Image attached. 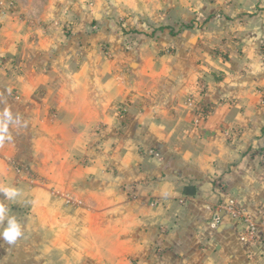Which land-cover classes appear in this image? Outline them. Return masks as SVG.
<instances>
[{"label":"crops","instance_id":"obj_1","mask_svg":"<svg viewBox=\"0 0 264 264\" xmlns=\"http://www.w3.org/2000/svg\"><path fill=\"white\" fill-rule=\"evenodd\" d=\"M52 2L0 6V264H264L207 209L264 219V0Z\"/></svg>","mask_w":264,"mask_h":264},{"label":"clouds","instance_id":"obj_2","mask_svg":"<svg viewBox=\"0 0 264 264\" xmlns=\"http://www.w3.org/2000/svg\"><path fill=\"white\" fill-rule=\"evenodd\" d=\"M21 126L22 118L18 114H14L9 107L5 106L0 110V144L11 141L10 129ZM0 194L4 197V200H0V225L3 226L0 231V241L11 245L22 237L24 225L14 215H10V209L5 200L16 201L21 196V190L15 186L0 185Z\"/></svg>","mask_w":264,"mask_h":264},{"label":"built area","instance_id":"obj_3","mask_svg":"<svg viewBox=\"0 0 264 264\" xmlns=\"http://www.w3.org/2000/svg\"><path fill=\"white\" fill-rule=\"evenodd\" d=\"M0 6H3L2 2H0ZM150 152L159 156L158 153L152 150ZM262 159L264 161V151L262 152ZM207 209L211 213V228H217L222 222L224 214H227L242 223L243 227L240 231L241 241L255 244L264 240V219L261 223H257L248 210L236 199L230 198L216 206H207Z\"/></svg>","mask_w":264,"mask_h":264},{"label":"rangeland","instance_id":"obj_4","mask_svg":"<svg viewBox=\"0 0 264 264\" xmlns=\"http://www.w3.org/2000/svg\"><path fill=\"white\" fill-rule=\"evenodd\" d=\"M3 3L4 10L11 11L12 9L15 10L17 5L24 10L25 15H28L30 13L31 15L37 14L38 16H42L45 13L50 11V7L54 2L52 0H13L10 2L6 1H0ZM29 20L37 21V22H45L47 21V18L40 17V18H33L29 17Z\"/></svg>","mask_w":264,"mask_h":264},{"label":"water","instance_id":"obj_5","mask_svg":"<svg viewBox=\"0 0 264 264\" xmlns=\"http://www.w3.org/2000/svg\"><path fill=\"white\" fill-rule=\"evenodd\" d=\"M186 190L191 193V194H194L195 193V187L194 186H187L186 187Z\"/></svg>","mask_w":264,"mask_h":264}]
</instances>
